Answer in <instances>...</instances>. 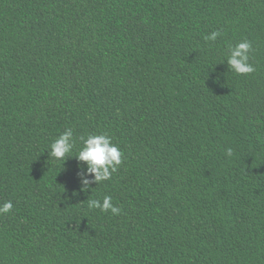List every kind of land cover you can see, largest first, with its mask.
Here are the masks:
<instances>
[{"label": "trees", "instance_id": "16d2710c", "mask_svg": "<svg viewBox=\"0 0 264 264\" xmlns=\"http://www.w3.org/2000/svg\"><path fill=\"white\" fill-rule=\"evenodd\" d=\"M68 127L112 137L110 180L48 157ZM105 195L119 215L88 209ZM9 200L0 264H264V0H0Z\"/></svg>", "mask_w": 264, "mask_h": 264}, {"label": "clouds", "instance_id": "9594fccd", "mask_svg": "<svg viewBox=\"0 0 264 264\" xmlns=\"http://www.w3.org/2000/svg\"><path fill=\"white\" fill-rule=\"evenodd\" d=\"M222 35L221 31L214 30L203 39L206 42H215ZM252 51V43L247 39L235 45H228L226 59L228 70L237 75H249L255 72V67L250 63ZM77 148V153L73 154V149ZM232 154L231 148L226 149L227 156ZM49 156L56 162L62 161L63 164L68 158L74 157L77 162L76 178L80 184V191L86 192L91 185H98L111 179L112 174L122 163L123 153L107 133L88 134L76 138L74 130L68 127L51 143ZM87 207L89 210L99 209L112 215H119L121 212V209L112 203L110 195H105L102 201L88 199ZM12 209V201H6L0 204V215L8 214Z\"/></svg>", "mask_w": 264, "mask_h": 264}]
</instances>
